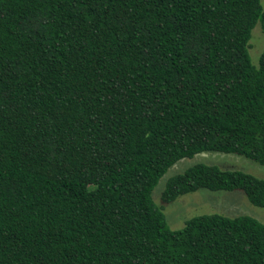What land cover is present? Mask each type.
<instances>
[{
  "label": "trees",
  "instance_id": "1",
  "mask_svg": "<svg viewBox=\"0 0 264 264\" xmlns=\"http://www.w3.org/2000/svg\"><path fill=\"white\" fill-rule=\"evenodd\" d=\"M264 0H0V264H264V224L169 228L177 161L264 169ZM264 179L197 163L161 204Z\"/></svg>",
  "mask_w": 264,
  "mask_h": 264
},
{
  "label": "rangeland",
  "instance_id": "2",
  "mask_svg": "<svg viewBox=\"0 0 264 264\" xmlns=\"http://www.w3.org/2000/svg\"><path fill=\"white\" fill-rule=\"evenodd\" d=\"M264 8V1L262 2ZM264 52V32L256 25L251 33L249 55L255 64ZM216 164L225 169H237L264 179V169L257 164L231 154L202 153L190 159L177 161L158 181L152 192L153 200L163 207L166 222L170 229L183 227L186 220L202 214H221L227 217L246 215L264 224V208L251 205L242 192H210L198 190L179 197L170 204H161L160 195L167 179L184 171L187 167L197 164Z\"/></svg>",
  "mask_w": 264,
  "mask_h": 264
}]
</instances>
